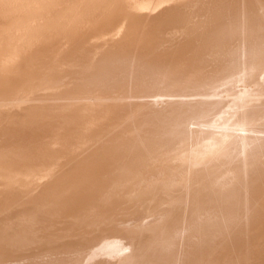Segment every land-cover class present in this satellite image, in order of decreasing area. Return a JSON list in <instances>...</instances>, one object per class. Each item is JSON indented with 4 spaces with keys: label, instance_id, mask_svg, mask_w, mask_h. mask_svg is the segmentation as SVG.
<instances>
[{
    "label": "bare ground",
    "instance_id": "bare-ground-1",
    "mask_svg": "<svg viewBox=\"0 0 264 264\" xmlns=\"http://www.w3.org/2000/svg\"><path fill=\"white\" fill-rule=\"evenodd\" d=\"M0 264H264V0H0Z\"/></svg>",
    "mask_w": 264,
    "mask_h": 264
}]
</instances>
